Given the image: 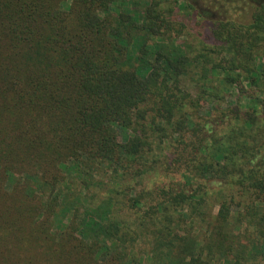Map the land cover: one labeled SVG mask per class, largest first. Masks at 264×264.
Listing matches in <instances>:
<instances>
[{
  "label": "trees",
  "instance_id": "obj_1",
  "mask_svg": "<svg viewBox=\"0 0 264 264\" xmlns=\"http://www.w3.org/2000/svg\"><path fill=\"white\" fill-rule=\"evenodd\" d=\"M67 1L0 0V264H250L264 0ZM119 172L160 182L95 204Z\"/></svg>",
  "mask_w": 264,
  "mask_h": 264
},
{
  "label": "rangeland",
  "instance_id": "obj_2",
  "mask_svg": "<svg viewBox=\"0 0 264 264\" xmlns=\"http://www.w3.org/2000/svg\"><path fill=\"white\" fill-rule=\"evenodd\" d=\"M71 0H68L67 2H65L63 4V8H66L69 4H70ZM189 28L188 30V34H190V40L192 42H199L204 40L205 38H209L206 35L205 30L202 28L201 25L197 24L196 22H189L188 24ZM194 80V79H193ZM186 86L187 89L189 90V92L193 93V94H197L199 92V88L197 85L196 81H191L188 80L186 81ZM219 98L222 100L223 104L217 100L215 101L216 104H221V108L225 109L227 108L231 103L235 102L233 99H229L227 97L226 94H220ZM225 98V99H224ZM212 105H213V101L211 102H207L204 105V109L201 113V116L203 117V119H208V116H210L212 114ZM211 118V117H210ZM163 147L165 148V145H163ZM120 175L122 174L121 172H119ZM104 175H96L95 181L96 182H100L101 180L104 182H107L105 184V187L102 188L101 186H98V184H95L94 186H90V195L96 194V198L93 199L94 203L97 204L101 201V199H103V197L105 196H115V193H111L112 190L118 188V184L119 185V190H125L126 188H130L129 189V194L131 195H135V191L134 190H140L143 188H153L155 185L157 186L158 182H160L159 179H157L155 176H148L145 178V180L141 181V180H135V179H131V178H125L119 176L115 179V176L112 178V175L109 174L107 178H103ZM73 179L75 178V175L73 176ZM76 182H80V180H74ZM212 188H216L215 186H217L218 184H214V182L210 183ZM217 189V188H216ZM86 192L84 191L82 194L85 197L86 196ZM128 195V194H127ZM119 200H122V197H118L116 196ZM88 198H90V196H88ZM218 210V205L215 207V211ZM256 249L252 250L251 254L254 256L253 261L250 264H264V246H260L257 245L255 246ZM139 249H142L139 247ZM232 264V263H231Z\"/></svg>",
  "mask_w": 264,
  "mask_h": 264
}]
</instances>
